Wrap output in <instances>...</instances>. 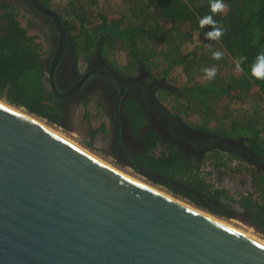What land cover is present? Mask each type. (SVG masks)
<instances>
[{"label": "trees", "instance_id": "trees-1", "mask_svg": "<svg viewBox=\"0 0 264 264\" xmlns=\"http://www.w3.org/2000/svg\"><path fill=\"white\" fill-rule=\"evenodd\" d=\"M53 1L41 0L47 7ZM120 1V17L115 22L94 12L98 0H69L59 16L69 34L89 37L82 43L86 50L99 39L100 52L111 53L118 48L125 53L131 70L142 65L166 79L180 71L183 84L177 99L185 104L183 113L197 115L205 127L214 121L217 124L212 129L223 135L248 138L250 149L264 158V80L251 76V65L264 52V0H223L228 10L213 16L217 25L225 29L218 41L206 40L204 33L212 29H201L199 25L201 18L212 14L211 0ZM21 10L17 4L0 1V100L47 124L60 125L61 109L39 60L43 45L20 24ZM185 27L191 30L190 34L182 32ZM195 43L198 48H192ZM214 51L222 52V59L214 60ZM241 58H245L242 63ZM213 67L215 79H205L203 70ZM224 100L227 104L221 108ZM246 101H253V106L247 117L241 119V110L235 115L231 106ZM95 135L96 131H91V142ZM87 146L93 147L91 143ZM140 162L149 172L163 176L162 180H148L169 194L220 219H228L227 213L235 204L251 223L264 230L262 172L242 166V172L232 170L225 161L215 159V168L245 173L251 179L255 195L234 199L224 190L208 186L195 165L181 157L176 160L174 156H144ZM132 169L141 173L136 167Z\"/></svg>", "mask_w": 264, "mask_h": 264}, {"label": "water", "instance_id": "water-1", "mask_svg": "<svg viewBox=\"0 0 264 264\" xmlns=\"http://www.w3.org/2000/svg\"><path fill=\"white\" fill-rule=\"evenodd\" d=\"M28 1L66 34L57 13ZM192 208L0 104V264H264L263 245Z\"/></svg>", "mask_w": 264, "mask_h": 264}, {"label": "flooded vegetation", "instance_id": "flooded-vegetation-1", "mask_svg": "<svg viewBox=\"0 0 264 264\" xmlns=\"http://www.w3.org/2000/svg\"><path fill=\"white\" fill-rule=\"evenodd\" d=\"M0 1L26 10L44 33V44L39 40L43 45L39 60L48 78L53 72L55 91L50 80L47 85L61 109L60 125L69 124L79 110L85 116L90 109L95 119L101 114L107 122L97 121L99 131L95 136L104 142L101 152L116 163L136 167L147 179L159 180L163 176L146 170L140 162L142 157H181L194 164L196 170L210 158L239 160L264 174V158L250 149L248 138L223 135L211 126H203L199 118L186 120L177 106L180 92L166 78L155 76L142 65L131 70L126 59L121 63L111 53L100 52L99 39L86 50L82 43L89 37L69 34L60 18L66 32L61 34L54 20L28 0ZM74 88L73 94L59 97Z\"/></svg>", "mask_w": 264, "mask_h": 264}, {"label": "rangeland", "instance_id": "rangeland-1", "mask_svg": "<svg viewBox=\"0 0 264 264\" xmlns=\"http://www.w3.org/2000/svg\"><path fill=\"white\" fill-rule=\"evenodd\" d=\"M69 0H54L50 5V9H52L54 12L57 14H61L63 12V9L67 6ZM2 3V2H1ZM121 1L120 0H98V5L97 9L94 10L95 13H100L103 14L108 18L110 22H115L119 20V15L118 11L120 9ZM24 10V9H23ZM21 10L20 15H19V21L20 24L27 29L29 34L37 36L41 42L44 44L42 41L44 38V33L41 30L40 26L37 25L34 20L30 17L28 12L26 10ZM93 22H96L95 20H92ZM92 22V23H93ZM184 34H190L191 30L188 27L183 28L182 31ZM73 35V34H72ZM195 39V38H194ZM198 48V44L195 43L192 45L193 47ZM200 49H197V53H199ZM112 57H114L115 60H118L119 62H124L126 57L125 53L121 52L118 48H113L111 51ZM237 73V70H236ZM153 74L155 76H159L157 71L154 70ZM168 83L173 86L174 88H177L178 90L181 88L183 84V78L180 76V71H174L169 78H167ZM227 104V101L224 100L221 102L220 107L225 108V105ZM178 110L180 114L185 117L186 120L190 121L191 119H194L195 121L198 120L197 115L195 114H187L183 113L184 111V102L181 100L177 104ZM251 106H253V101L249 102L246 101V103H240V102H234L231 106L233 110H235V115L241 110L240 113V118L244 119V117H247V115L251 112ZM88 115L83 116V113L81 110L77 111L74 113V116L72 117V120L70 121L69 124L63 126V125H50L45 123V121L39 120L44 126L51 128L52 130L60 133L76 145L80 146L93 156L99 158L103 162L109 164L110 166L114 167L117 169V171L123 173L124 175L131 177L133 179H136V181L144 184V185H149L153 187L154 189H157L159 191H163L164 193L169 194L164 188L153 184L150 182L143 174L137 173L134 171L132 168L124 165H120L113 161L109 156H106L103 154L100 150L104 146V142L99 139V137L95 136L92 142L90 141V134L91 131H96L98 132L99 130L96 129L97 127V121H104L105 123L107 122V119L103 117L101 114H99L98 119H95L96 116L92 115L93 112L90 111V109L87 110ZM214 121L210 123L209 126L213 127L216 125ZM88 143L92 144V148H89L87 146ZM235 163L239 169L240 172L243 171L241 168H249L253 169L252 167L247 166L244 163H241L239 160L231 161L229 160L226 162L227 166L230 167L232 166V163ZM233 163V164H234ZM242 166V167H241ZM241 167V168H240ZM235 169V170H236ZM199 174L203 177L204 182L217 190H224L229 196H231L234 199H238L240 196L245 195V194H250L253 193L255 195V190L251 187V179L248 174L245 173H237V172H231L229 170H221L215 168V160L214 159H207L202 166L198 169ZM259 179V178H258ZM261 179V178H260ZM264 185V183H263ZM262 188L260 185L258 186ZM259 188V189H260ZM264 188V187H263ZM171 195V194H169ZM173 196V195H171ZM176 197V196H173ZM179 199L178 197H176ZM181 200V199H179ZM183 201V200H181ZM184 202V201H183ZM187 203V202H185ZM188 204V203H187ZM191 205V204H190ZM191 207H194L191 205ZM195 209L201 210L197 207H194ZM236 212L239 211L238 206H233V209ZM203 211V210H202ZM205 212V211H203ZM206 213V212H205ZM240 213V212H239ZM208 214V213H207ZM244 214V213H243ZM210 215V214H209ZM245 215V214H244ZM246 216V215H245ZM214 217V216H213ZM216 218V217H215ZM230 226L238 229L239 231L241 230L242 232H245L249 235H252L256 238H258L260 241L264 242V236L256 233L251 227L243 224L242 222L234 219H220L217 218Z\"/></svg>", "mask_w": 264, "mask_h": 264}, {"label": "clouds", "instance_id": "clouds-1", "mask_svg": "<svg viewBox=\"0 0 264 264\" xmlns=\"http://www.w3.org/2000/svg\"><path fill=\"white\" fill-rule=\"evenodd\" d=\"M228 10V6L223 2V0H211L210 2V12L211 15H206L200 19L199 25L201 29L206 26L211 27V31L204 33L205 39L209 41H218L225 32V29L218 26L217 22L213 19V16L219 13H224ZM223 57V53L220 51H214L212 53V58L214 60H220ZM245 58H241V63ZM237 70L240 69V63L236 65ZM205 74V79L213 80L216 77V69L206 68L203 70ZM251 76L254 80H264V52L258 54L251 65Z\"/></svg>", "mask_w": 264, "mask_h": 264}, {"label": "bare ground", "instance_id": "bare-ground-1", "mask_svg": "<svg viewBox=\"0 0 264 264\" xmlns=\"http://www.w3.org/2000/svg\"><path fill=\"white\" fill-rule=\"evenodd\" d=\"M0 104H1V105H4V106H6V107H8V108H10V109H12L13 111H15L16 113H18L19 115H21V116H23V117H26V118H28L29 120L34 121L35 123H37V124L40 125L41 127L45 128L46 130L50 131V132L53 133L54 135H56V136H58V137L64 139L65 141L69 142L70 144H72L73 146H75L76 148H78L79 150H81V151L87 153V154L90 155L92 158H94V159L97 160L98 162L104 164V165L107 166L108 168L114 170L115 172H117V173L123 175L124 177H126V178L132 180L133 182H136V183H138V184H140V185L146 186V185H144V184H142V183L136 181V179H133V178H131V177H128V176L124 175L123 173L117 171V169H115L114 167L110 166L109 164L103 162V161L100 160L99 158L93 156L92 154H90L89 152H87L86 150H84L83 148H81L80 146L76 145L75 143H73L72 141H70L69 139H67V138L64 137L63 135H61L60 133H58V132L52 130L51 128H48V127L44 126V125H43V124H42L37 118L28 115V114L25 113L22 109H16V108H14V107H12V106H8V105H6V104H5L4 102H2V101H0ZM146 187L151 188L152 190H154V191L160 193L161 195H163V196H165V197H167V198H169V199H171V200H173V201H175V202H178V203L183 204V205H185V206H187V207H189V208H192L191 206L187 205V203H185V202H183V201L177 199L176 197H173V196H171V195H169V194H167V193H164L163 191H159V190H157V189H154L153 187H151V186H149V185H147ZM192 209H194V210L197 211L198 213H200V214H202V215H204V216H206V217H208V218H211V219H213V220H215V221H217V222H219V223L225 225L226 227H228V228H230V229H232V230H235L236 232H238V233H240V234H242V235H244V236H246V237L251 238L252 240H254V241H256V242H258L259 244H261V245L264 246V242L260 241L258 238L254 237V236H252V235H249V234H247V233H245V232H242L241 230L239 231L238 229H236V228L230 226L229 224H227V223H225V222H223V221H221V220H219V219H217V218H215V217H213V216H211V215H209V214L203 212L202 210H198V209H195V208H192Z\"/></svg>", "mask_w": 264, "mask_h": 264}, {"label": "built area", "instance_id": "built-area-1", "mask_svg": "<svg viewBox=\"0 0 264 264\" xmlns=\"http://www.w3.org/2000/svg\"><path fill=\"white\" fill-rule=\"evenodd\" d=\"M236 168H238V167H237V165L234 163V164L231 166V169H232V170H235ZM219 169H221V170H225L224 168H219ZM251 187H252V185H251ZM250 194L253 195V193H250ZM246 195H248V194H245V195H242V196H246ZM233 206H235V204H234ZM236 206H237V205H236ZM238 208H239V207H238ZM238 212L242 213V210L239 209Z\"/></svg>", "mask_w": 264, "mask_h": 264}]
</instances>
